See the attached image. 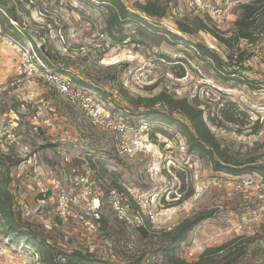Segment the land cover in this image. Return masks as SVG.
I'll use <instances>...</instances> for the list:
<instances>
[{
    "label": "rangeland",
    "instance_id": "rangeland-1",
    "mask_svg": "<svg viewBox=\"0 0 264 264\" xmlns=\"http://www.w3.org/2000/svg\"><path fill=\"white\" fill-rule=\"evenodd\" d=\"M15 1L9 0L8 6L16 8L22 18L23 26L19 27L24 36L14 47L7 44L10 39L0 32V86L6 88L0 94V117L7 122L16 120L14 115L18 119L20 146L11 148L12 160L19 161L21 148L28 146L53 170V176L44 182L46 195L50 196L45 207L31 219L24 215L23 219L38 227L51 244L64 250H91L113 264H166L161 251L168 229L198 214L214 211V217L197 227L180 245L178 256L193 263L206 249L234 241L231 250L246 248V254L235 264H264V202L254 195L253 188L245 186L247 178L258 180L264 174L233 177L213 172L207 160L188 151L176 127L166 128V134L159 131L160 127H150L148 134L142 136L146 152L120 157L118 136L93 126L78 107L34 80V67L25 56L30 45L33 47L30 35L38 46H44L57 58L55 70L67 68L66 75L72 80L87 79L86 74H91L89 84L97 83L111 96L106 101L107 108L132 127L152 120L157 123L153 126H158L159 121L144 109L135 110L128 103L129 97L152 98L167 92L174 99L191 100L204 110L209 129L237 163L244 167L264 166V36L258 45L240 41L238 46L228 48L205 32L181 34L176 23L194 18L187 0H169L165 18L151 20L155 27L179 34L185 42L203 45L225 61L228 56L245 51L244 69L235 63L227 69L237 72V78L247 82L245 85L225 81L211 62L198 57L183 43H130L142 40L134 25L125 27L131 39L115 44L105 32L106 12L81 0H18V5ZM147 1L124 0L129 8ZM239 16L238 7H234L218 28L209 23L230 38ZM113 76L118 77L114 84L110 81ZM119 86L123 91H119ZM14 104L20 106L17 112L11 110ZM156 110L164 112L161 107ZM229 113L234 115L236 124L227 121ZM86 168L115 188L125 185L145 196L159 214L158 223L149 224L148 238L138 229L118 222L106 201L101 203L103 223L97 234H89L75 219L67 223L58 221L55 179L71 190L70 180L75 172ZM10 170V188L17 206L24 212L19 201L25 191L29 193L26 205L36 209L40 195L32 168L27 163L25 170H18V166ZM6 173V169L0 168V178ZM1 232L0 229L1 264H31L32 251L6 241ZM190 252L194 257H190Z\"/></svg>",
    "mask_w": 264,
    "mask_h": 264
},
{
    "label": "trees",
    "instance_id": "trees-1",
    "mask_svg": "<svg viewBox=\"0 0 264 264\" xmlns=\"http://www.w3.org/2000/svg\"><path fill=\"white\" fill-rule=\"evenodd\" d=\"M91 7H96L106 12L105 29L108 38L115 44H123L131 39L125 33L127 25L135 26L141 41H130V43L145 44L148 41L154 42L160 46L167 43H183L192 48L196 55L205 61L211 62L213 67L224 77L225 81H238L240 84H247L244 79L237 78V72H227L232 63L243 65L247 54L245 51L235 53L223 60L215 51L206 48L200 44H191L185 42L179 34H174L161 26H154L151 20L163 19L166 16V8L170 4L169 0H148L145 4L136 3L134 8H129L124 0H81ZM224 1V0H217ZM9 0H0V25L1 35L5 38L19 43L24 33L19 26H23L22 18L19 16L16 8L8 6ZM15 4H19L18 0ZM240 16L234 23V34L226 38L220 34L214 27L210 26L209 18L194 17L193 19L184 18L176 23L177 29L181 34L194 35L199 32H205L212 35L221 44L231 48L238 46L240 41L249 45H258L264 36V0H250L249 2L238 4ZM207 19V20H206ZM15 22L16 24H13ZM17 25V27L15 26ZM34 49L44 60L50 69L56 73L66 75L67 68L55 70L57 58L49 51L41 50L33 38L29 35ZM167 60H170L168 57ZM86 78H73V81L88 90L96 91L103 101H108L109 96L102 88L96 84H89L88 79H92L91 74H86ZM117 76L111 77L112 83H116ZM123 91L122 87H118ZM128 103L135 110L144 109L148 114L154 115L155 121H159L158 126L152 120L149 122L153 128H161L164 132L169 127H176L178 132L186 141L188 151L195 154L199 159L207 160L215 173H222L233 177L244 175L264 174V166L244 167L235 161L231 153L222 147L221 142L211 132L205 120L204 110L188 99H174L167 92H161L152 98H127ZM161 107L164 112L158 109ZM20 106L13 105L11 110L17 112ZM153 111V112H151ZM177 115L179 118H175ZM210 117V116H209ZM181 119V120H180ZM211 121H214L210 118ZM229 123H237L234 115L230 113L227 116ZM167 126V127H165ZM156 128V129H157ZM21 160V159H20ZM14 162L12 157L0 156V168L7 170L6 176L0 178V229L5 240L11 244L19 246L21 250L35 251L40 257L41 264H113L90 251L82 250H64L50 243L49 237L32 224L23 219L24 212L17 206L15 196L10 188L12 184L11 168L18 166L21 161ZM123 189V188H119ZM50 197V196H49ZM47 196V198H49ZM44 198L40 195V199ZM214 211L198 214L197 216L185 220L178 224L172 231L165 233V243L161 253L165 258L166 264H235L237 260L246 254V248H231L234 241L223 244L222 246L206 249L196 262L189 263L181 259L177 254V249L184 243L189 235L206 220L212 219ZM60 219H58L59 221ZM61 222V220L59 221ZM103 223V219L101 225ZM125 226V225H124ZM127 227V226H126ZM129 228V227H128ZM142 236L149 237L148 231L138 229Z\"/></svg>",
    "mask_w": 264,
    "mask_h": 264
},
{
    "label": "built area",
    "instance_id": "built-area-1",
    "mask_svg": "<svg viewBox=\"0 0 264 264\" xmlns=\"http://www.w3.org/2000/svg\"><path fill=\"white\" fill-rule=\"evenodd\" d=\"M186 3L194 17L209 18L211 24L218 28L220 24L228 19L234 7L245 2L244 0H224L218 1V3L213 2V0H187ZM7 44L14 47L18 46L12 40H7ZM25 56H28L31 65L34 67L32 75L34 80L43 82L70 104L78 107L93 126L118 136L117 152L120 157H132L135 154L146 152L142 136H146L149 128L153 126L143 123L138 127H132L124 119L116 117L107 108L106 101H103L98 94L77 85L69 76L56 73L50 69L31 45L26 50ZM19 74H23L21 70ZM19 82L18 80L15 84ZM5 91L6 88L0 86V94ZM14 117L16 120L10 122L0 117V156H8L11 148L20 146V137L17 134L18 119L16 115ZM21 149L20 156L22 160L18 164V170H25L26 164H29L33 171L32 177L39 188L38 193L44 197L38 199L39 205L36 209H31L26 205L29 193L24 191L20 195L21 200L19 203L24 207V218L31 219L46 205L47 191L44 188V182L46 184V178L53 176V170L45 164L39 153L34 152L32 154L33 150L30 147L25 146ZM246 180V188H253L254 195L264 202V178L258 180L247 178ZM70 181L72 184L71 190H68L61 180L55 179L54 181L58 200L57 215L63 223L75 219L89 234L99 233L102 222L100 207L104 201L112 209L117 221L129 228L149 231V224H156L159 221V214L152 208L144 195L125 185L123 189L115 188L109 181L98 177L90 168H86L81 173L75 172ZM28 188L30 189V187ZM74 208L80 210L74 211ZM78 211L82 212L78 213ZM50 221L51 218L48 219V223ZM174 228H169L168 232ZM65 240H70L69 234L65 236ZM90 252L92 251L90 250ZM30 253H32L31 264H41L39 255L35 251ZM1 256L2 253L0 252ZM190 257H194L193 252H190ZM155 259L154 257L153 260Z\"/></svg>",
    "mask_w": 264,
    "mask_h": 264
},
{
    "label": "water",
    "instance_id": "water-1",
    "mask_svg": "<svg viewBox=\"0 0 264 264\" xmlns=\"http://www.w3.org/2000/svg\"><path fill=\"white\" fill-rule=\"evenodd\" d=\"M40 48H41V50L45 51V47L44 46H41Z\"/></svg>",
    "mask_w": 264,
    "mask_h": 264
}]
</instances>
